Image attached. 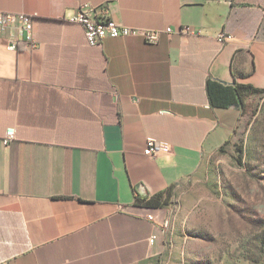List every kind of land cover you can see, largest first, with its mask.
<instances>
[{"label":"crops","instance_id":"obj_1","mask_svg":"<svg viewBox=\"0 0 264 264\" xmlns=\"http://www.w3.org/2000/svg\"><path fill=\"white\" fill-rule=\"evenodd\" d=\"M88 4L173 33L89 47L70 21ZM0 12L37 22L36 48L0 36V264H156L175 199L193 197L242 119L240 100L211 105L210 83L264 89V0H0ZM148 138L171 153L146 156ZM168 188L167 205L138 203Z\"/></svg>","mask_w":264,"mask_h":264},{"label":"rangeland","instance_id":"obj_2","mask_svg":"<svg viewBox=\"0 0 264 264\" xmlns=\"http://www.w3.org/2000/svg\"><path fill=\"white\" fill-rule=\"evenodd\" d=\"M241 102L235 136L212 157L209 177L189 201L175 199L156 264H264V95Z\"/></svg>","mask_w":264,"mask_h":264},{"label":"built area","instance_id":"obj_3","mask_svg":"<svg viewBox=\"0 0 264 264\" xmlns=\"http://www.w3.org/2000/svg\"><path fill=\"white\" fill-rule=\"evenodd\" d=\"M231 4V2H229ZM72 23L78 24L84 32L86 45L93 48H101L105 40L127 37H142L147 42L154 44L159 42L163 34H172L173 29H149L135 28L118 23L112 18L111 9L108 4L94 6L91 4L78 8L76 14L70 19ZM36 20L28 15H13L0 12V36H6L8 48L17 50L18 43L24 42L27 48H36L35 40ZM189 36H199L201 32L191 27L184 29ZM232 39V36L221 33L218 41L223 44ZM16 139V129L9 128L6 136L2 139L5 146H8ZM171 153V146L165 142L154 138H148L144 154L151 158H158ZM149 220L157 223V219L149 216ZM156 237H152L150 243L153 244ZM7 264V263H4Z\"/></svg>","mask_w":264,"mask_h":264},{"label":"trees","instance_id":"obj_4","mask_svg":"<svg viewBox=\"0 0 264 264\" xmlns=\"http://www.w3.org/2000/svg\"><path fill=\"white\" fill-rule=\"evenodd\" d=\"M248 90L250 94L264 95V89L255 88L253 86L237 85L236 87L224 86L219 83L212 82L209 85L210 103L216 108H227L238 103L244 97V91ZM238 162L241 163L244 155V149L240 145L237 147ZM173 188L155 194L152 197H141L138 203L151 207H162L167 205L173 197Z\"/></svg>","mask_w":264,"mask_h":264},{"label":"water","instance_id":"obj_5","mask_svg":"<svg viewBox=\"0 0 264 264\" xmlns=\"http://www.w3.org/2000/svg\"><path fill=\"white\" fill-rule=\"evenodd\" d=\"M137 190H138V192L141 194V195H145V192H144V189H143V186L142 185H139L138 187H137Z\"/></svg>","mask_w":264,"mask_h":264}]
</instances>
